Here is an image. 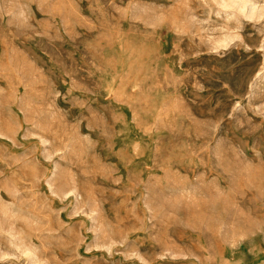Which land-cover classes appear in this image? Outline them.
Masks as SVG:
<instances>
[{"label":"rangeland","instance_id":"rangeland-1","mask_svg":"<svg viewBox=\"0 0 264 264\" xmlns=\"http://www.w3.org/2000/svg\"><path fill=\"white\" fill-rule=\"evenodd\" d=\"M0 264H264V0H0Z\"/></svg>","mask_w":264,"mask_h":264}]
</instances>
